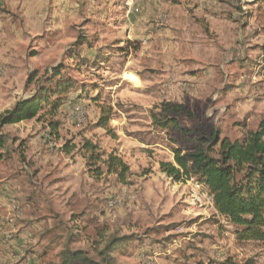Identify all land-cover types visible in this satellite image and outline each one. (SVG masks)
I'll return each instance as SVG.
<instances>
[{"label": "rangeland", "instance_id": "obj_1", "mask_svg": "<svg viewBox=\"0 0 264 264\" xmlns=\"http://www.w3.org/2000/svg\"><path fill=\"white\" fill-rule=\"evenodd\" d=\"M263 1L160 0L163 4H159L158 14L157 9L143 10V42L121 45L120 49L108 42L103 48L110 55L90 56L88 50L95 47L93 44L99 38L97 35H106L105 29L109 28L112 13L107 9L108 4H100L101 9L96 14L92 13L91 6L79 12L78 19L83 26L75 24V11H72L64 19L66 24L53 30L50 28L56 25L49 26L48 10L42 0H0V4L21 5L28 2L26 10L18 7L11 11L8 6L2 9L12 18V24H7L6 28L12 30L9 33L13 39L4 42L6 46H11V57H6L0 48V78L6 68H12L9 69L11 73L17 68L15 84L17 82L19 86L25 82L23 90L27 97L35 90L34 85L26 88L31 72L37 70L43 75L46 70L60 64L73 66L75 59L72 61L68 57L73 52L79 54V60H86L78 71H73L71 67L64 69L65 76L76 80L77 86L68 93L66 103L56 116L53 119L50 117L54 122H60L58 133L48 135L42 130L33 138L41 134V145L47 136H52L51 144L60 146V149L68 141L71 142L72 161H76L75 155L79 154L78 149L86 140L100 144L103 150L109 152L104 147V134L94 133L97 129H101L100 132L104 130L96 128L100 109L87 97L90 94L96 98L100 94L99 103L113 108L111 128H114L115 119L124 118L122 113L142 130L132 137L144 144L143 148L136 147L137 152L124 148L122 155L118 151L129 168L126 183H119L118 175L110 174L104 166L100 172L98 168L88 170L86 167L94 184L83 186V191L88 189L94 195L80 200L79 211L85 210L87 215H92L88 222L86 219L82 221L90 223L91 228L87 227L88 231L82 232L73 244L69 242L70 232L65 225L53 234L27 232L28 217L33 215V222L38 223L45 220V215L51 211L43 193L50 180L48 172L44 165L36 174L31 170L29 176L34 175L35 188L41 186L35 191L40 202L29 211L23 210L18 195L12 194L9 214L0 206L3 217L8 214L6 218L0 217V264H41L39 257L42 250H48L42 264L56 263L66 244L72 248L88 249L92 256L97 255L93 250L94 242L98 239V230L101 232L104 229H108L109 234L115 232L132 237L114 253L117 264H218L228 259L235 264H264V243L238 241L235 227L218 213L215 205H191L196 183L202 186L201 194L210 193L196 177H184L180 181L172 177L167 179L168 175L160 170L159 165L171 160L174 147H192L190 141L193 136L208 137L216 129L221 138L236 139L247 130L258 128L264 118ZM122 2L125 8L126 0ZM146 2L143 0V8L149 6L144 4ZM170 4L178 7L171 8ZM27 12L40 19L30 22L24 14ZM98 15L99 18L95 19ZM93 19L103 20V25L93 28ZM141 51L143 58L136 55ZM128 53H132V58L128 57ZM89 61L92 66L85 64ZM128 61L130 68L138 69L143 77V92L137 93L128 83L114 87L120 82ZM27 68L31 70L29 74L25 71ZM136 75H128L127 80L140 85V77ZM83 87L87 88V94L83 93ZM69 98L82 100L68 104ZM167 104L181 107V112L175 116L180 120L181 127L190 130L189 137L184 139L177 130L167 134L155 128L151 115L163 111ZM113 132L117 137L115 129ZM44 134L47 136L44 137ZM60 149L49 151V155L63 164ZM2 166L0 164V177L9 176ZM20 171L25 184L29 182L30 185L27 171ZM28 187L22 186L26 196ZM63 187L59 188L56 196L64 192ZM78 187L82 186L72 183L68 191H77ZM69 196L64 194L65 198ZM114 197H120L124 203L111 208L108 200ZM12 200L21 208L20 215L14 211ZM64 203L65 199L60 196L58 206ZM25 214L27 219L20 224ZM19 228L25 234V247H18L20 251H17L12 243L19 235Z\"/></svg>", "mask_w": 264, "mask_h": 264}, {"label": "trees", "instance_id": "obj_2", "mask_svg": "<svg viewBox=\"0 0 264 264\" xmlns=\"http://www.w3.org/2000/svg\"><path fill=\"white\" fill-rule=\"evenodd\" d=\"M68 57L72 61L75 59L73 66L60 64L46 70L43 75L37 70L31 72L26 88L35 86L32 95L0 113V161L10 159L11 146L17 141L3 131L5 126L37 119L48 122L52 133H58L60 122L52 119L66 103L68 93L77 86L76 80L65 76L64 69L71 67L73 71H78L86 61L79 60V54L74 52ZM85 64L92 66L90 61ZM82 90L87 94L86 87ZM87 97L98 105L101 112L96 128H102L115 137L110 126L114 114L112 106L99 103L100 94L96 98L90 94ZM180 112L181 107L167 104L160 113L153 112L151 120L157 130L167 134L177 130L185 139L190 136V130L180 126V120L175 116ZM171 113L174 115L171 116ZM191 139L192 147H174V163L161 162L160 170L177 181L184 177H196L213 195L218 213L235 227L238 241L264 243V118L257 129L247 130L240 138H221L220 132L214 129L208 137L200 135ZM69 143L64 144L62 149L66 154L72 152ZM23 144L18 147L21 161H25ZM78 153L85 158L88 170L104 166L110 174L118 175L119 183H126L129 168L116 150L107 152L100 144L86 140ZM69 232V242H77L81 232ZM109 232L108 229L98 230V239L93 246L97 255L92 256L88 249L72 248L66 244L59 254V262L50 264H117L114 253L132 237ZM218 264L235 263L228 259Z\"/></svg>", "mask_w": 264, "mask_h": 264}, {"label": "crops", "instance_id": "obj_3", "mask_svg": "<svg viewBox=\"0 0 264 264\" xmlns=\"http://www.w3.org/2000/svg\"><path fill=\"white\" fill-rule=\"evenodd\" d=\"M148 2L144 3L146 5V8H143V0H135L134 6L132 10H127V8L123 7L122 0H42V4L46 5V15L48 13L49 18L47 21L49 22V26L52 27L53 25H56L55 28H50L53 30H58L61 28L62 25L66 24V21L64 20L69 13L72 11H75V17L76 19L75 24L81 23V26H83L82 22L80 21V18L78 19V13L82 12L84 9L87 10L90 6L92 7L93 12L92 13H98V11L101 9L100 4H108V8L111 11V17L110 18V24L108 25L109 28H106V35H97V39H95V43L93 44L95 47H91L92 49H89L88 52L90 53V56L94 54L95 55H110L106 48H103V45L105 43L111 42L112 47H117L120 49L121 45H131V42L135 41H142L143 42V10L147 8L157 9L156 12L158 14L160 10L159 4H163L162 2H159L160 0H147ZM145 2V1H144ZM28 2L25 4H0V48H2V52L5 53L6 57H11L9 54L11 46H6L4 42L9 41L8 39H13V36L10 35L12 33V30L6 28L7 24L11 25L12 21L5 12H3V8L5 6H8L11 11L14 9H17L18 7L22 8L23 10H26ZM171 8L178 7L175 4H170ZM125 9V10H124ZM135 9H138V12H135ZM125 11V12H124ZM26 19L36 20L39 18L38 16L32 14H27ZM123 16V18H122ZM41 17V16H40ZM45 17V16H44ZM99 15L95 18L98 19ZM101 18V17H100ZM40 19V18H39ZM38 19V20H39ZM93 19L92 26L95 28V26L103 25V20L99 19L96 20ZM120 21V22H119ZM123 22V23H122ZM32 23H34L32 21ZM35 23H37L35 21ZM89 21L87 22V24ZM100 26V27H101ZM81 29V28H80ZM83 29V28H82ZM10 31V33H9ZM40 35V34H39ZM143 50V49H142ZM143 51L136 53L140 58H143ZM89 57V56H88ZM104 57V56H103ZM128 57L132 58V53H128ZM127 57V58H128ZM90 58V57H89ZM2 61V60H1ZM7 61V60H6ZM9 62V61H8ZM129 64L124 65V72L120 76V82L117 83L118 85L114 87H120L123 83H128L129 85H132V87L136 90V92H143V77L140 75V71L135 68H130V61H128ZM127 62V63H128ZM7 63V62H5ZM12 68L8 69L6 68L3 76L0 78V113L4 112L5 110L10 109L20 98L27 97L24 92L25 88V82L22 85L15 84L16 77L14 75L18 73V69L14 68L13 73H11ZM25 71L29 74L31 72L30 69H25ZM11 73V75H10ZM183 73V72H182ZM138 75L140 77V85H136L129 80H127L128 75ZM126 75V78L125 76ZM136 75V76H137ZM187 75V72L185 73ZM13 76V77H12ZM182 77V76H181ZM3 78V79H2ZM15 78V79H14ZM2 79V80H1ZM77 97V96H76ZM75 97V98H76ZM69 98L68 104H71L72 102H80L82 99H79L76 101V99ZM75 99V100H74ZM127 100H125L126 102ZM89 103V102H88ZM67 104V105H68ZM66 106V105H65ZM66 108V107H65ZM101 112L97 113V119H99ZM124 118L116 119L113 121V129H115V133L117 137H112L106 134L104 130L100 132L101 129H97L94 131L97 133H102L103 140H104V147L105 149H108V151H112L116 149V152L119 154H124V148L125 150L127 148L134 149V152L136 151V147L143 148L144 144L143 142H139L137 139H135L132 136H135L137 133H141V129L137 127V125L134 124V122H130L125 118V115L120 113ZM48 124L45 122L38 121L37 119L31 120V121H23L19 124L14 125H8L5 126L3 131L7 134H10L11 138H16L17 141L11 146V157L8 161H0V164H3L2 167L7 169V173L9 176L6 177H0V206L5 209H7L6 212L9 214L10 205L9 202L11 199H13L14 196H11L12 194L18 195L19 202L22 204L23 210L29 211V208H35L38 204L39 195H36L35 191L36 188H40L41 186L35 188V181L33 180L34 175L29 176L30 171L33 170V174H36L40 167L44 165V169L47 170L48 174L47 177L50 178L48 183L46 184V188L43 193L46 194V201L50 205V210L46 215V219L43 221H40L38 223L33 222V215L31 217H28V221L26 223V230L27 232H41L45 231L47 233H56L58 229L60 230L63 228V225L66 226V229L69 231H75V232H87L88 228L90 227L88 224L82 223L84 219L88 220L92 218V215H87L88 211L82 210L79 211V202L81 199H89V197H93L94 192L90 193V190L83 191V186H86L90 184L93 186L94 181L91 180L87 173L86 169V160L83 158L82 155H75L76 161H72L70 157L73 156V154H65L62 150V148H58L60 146H55L51 144L52 136H47L44 134V137L47 136L46 140H44V144H41V140H39V137L41 134H39L35 139L33 136L38 131L44 130L45 132L50 135L52 133L51 129ZM47 127V128H46ZM43 128V129H42ZM51 131V132H50ZM101 139V140H102ZM20 141H22L23 144V151H24V158L25 161H21L18 157L19 152L21 151L18 149ZM46 141L48 142L46 144ZM55 146V148H54ZM160 146V145H157ZM58 149H60L59 152H62L61 155H63V164L62 162L59 163L56 160V157H52L49 155V151L51 152H57ZM55 156V155H54ZM169 162L174 163V155H172L171 160ZM15 164V165H14ZM39 165V166H38ZM19 166V168H18ZM37 166V167H36ZM27 171L26 176H28V180L31 182L29 185L25 184L24 175L22 176V171ZM24 172V173H25ZM31 175V174H30ZM164 176V174H163ZM169 179V177L167 178ZM72 180V181H71ZM70 181V184L68 182ZM72 183H78L77 191L76 189H73L72 191H68L70 189V185ZM68 184V186H66ZM26 185L28 187V194L26 196V193L24 192L22 186ZM33 185L34 187H31ZM63 186H66L63 187ZM60 187L64 188V192L60 193L59 196H56L57 191ZM68 193L70 196L65 198L64 194ZM91 195V196H90ZM60 196L65 199V203L62 206H58L57 200L60 199ZM63 200L61 199V202ZM57 204V205H56ZM33 210V209H32ZM3 212V211H2ZM4 213V212H3ZM3 213H0V217L6 218L8 217V214H6L3 217ZM28 214V212H26ZM27 214H25L24 219L21 220V223H24V220L27 219ZM69 220L68 222H64L63 220ZM4 220V219H3ZM19 235H17V239H14V242L12 245L16 246V250L20 251V249H17L18 247H25L24 243L25 240L23 239L25 234L21 233L22 231L18 230ZM28 235V234H27ZM29 236V235H28ZM63 249V248H62ZM40 255V263L42 264L45 262L48 250L46 252H43Z\"/></svg>", "mask_w": 264, "mask_h": 264}, {"label": "built area", "instance_id": "obj_4", "mask_svg": "<svg viewBox=\"0 0 264 264\" xmlns=\"http://www.w3.org/2000/svg\"><path fill=\"white\" fill-rule=\"evenodd\" d=\"M134 2L135 0H126V3H125V6L126 8H128V10H132L133 9V6H134ZM135 12H138V9H135ZM193 180V179H192ZM202 186L198 183H196L195 185V188L196 189H193V194H191V205L193 206H197L199 204L200 207H203L205 206V204L209 205V206H213L214 205V201H213V195L209 192L207 193H204V194H201V192H199L202 188ZM204 195V196H203ZM108 205L112 208V207H117L119 205H121L122 203V199L119 197H114V198H110L108 200ZM203 201H206V203L203 204ZM12 203H13V209L14 211H16V214L17 215H20L21 213V208L17 205H15V201L12 200Z\"/></svg>", "mask_w": 264, "mask_h": 264}]
</instances>
